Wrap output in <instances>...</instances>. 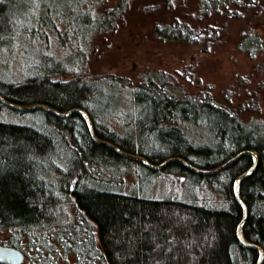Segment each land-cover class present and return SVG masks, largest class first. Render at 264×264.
<instances>
[{"label":"trees","instance_id":"trees-1","mask_svg":"<svg viewBox=\"0 0 264 264\" xmlns=\"http://www.w3.org/2000/svg\"><path fill=\"white\" fill-rule=\"evenodd\" d=\"M127 2L120 0L97 17L94 31L112 30ZM193 4L189 14H195L201 23L192 25L175 18L156 25L154 34L166 41H211L215 25H219L217 17L224 25L240 20L246 23L240 32V49L251 57L264 51V32L254 23L264 16V0H196ZM10 15L8 4L0 2V49L15 30ZM49 26L63 40L57 26L52 22ZM52 71L53 67L17 82L0 81V108H12L4 99L21 105L46 104L60 112L83 108L93 121L96 136L78 112L60 115L43 108L31 110L44 114L52 125L48 129L0 119V243L21 248L25 261L33 249L41 264L54 262L57 256L65 259L70 253L77 256L74 264L258 263L260 250L245 245L238 234L245 207L235 188L237 178L254 165L257 156L255 168L240 181L239 193L247 206L244 236L264 252V117L243 116L245 110L259 108L258 102L252 99L236 108L216 101L211 94L177 96L149 79L138 84L134 97L147 105L150 116L133 133L119 136L97 123L89 107L97 92L91 81L78 75L65 79L63 69ZM258 92L264 97V79L255 90ZM187 124L206 127L216 141H193L183 128ZM66 130L71 138L70 158L63 168L49 157L63 142L56 133ZM151 134L170 145L169 149L150 147ZM99 139L143 155L154 164L170 157L180 160L153 169ZM244 150L254 151L255 156L245 153L216 172H198L187 165L213 169ZM111 162H136L149 171L163 170L210 184L222 201L209 206L175 197L151 198L88 181L95 165ZM3 234L7 237L2 241ZM56 240L62 241V253L53 246ZM0 264L12 263L0 260Z\"/></svg>","mask_w":264,"mask_h":264},{"label":"rangeland","instance_id":"rangeland-1","mask_svg":"<svg viewBox=\"0 0 264 264\" xmlns=\"http://www.w3.org/2000/svg\"><path fill=\"white\" fill-rule=\"evenodd\" d=\"M119 1L0 0L10 7L15 27L7 45L0 49V81L17 82L52 67V72L65 70V79L75 75L88 79L97 91L89 103L97 123L119 136L133 133L150 116L147 105L134 97L138 84L149 79L171 94H211L216 101L236 108L254 99L259 108L244 109L243 116L264 117L263 93H255L264 79V51L251 57L240 49L244 21L229 20L224 25L217 17L219 25H215L216 35L211 41H166L154 34L155 26L175 18L192 25L201 23L195 14H189L196 0H128L112 30L94 31V20ZM51 22L60 30L63 40L59 31L50 28ZM254 23L260 24L257 29L264 32V16ZM59 76L60 73L55 78ZM0 119L52 128L40 111L1 107ZM183 128L195 142L216 141L206 127L187 124ZM60 137L63 142L49 160L64 168L70 158L71 138L67 130L56 133L58 141ZM147 141L156 150L166 151L170 147L154 134ZM88 181L125 193L175 197L209 206L221 203L223 198L210 184H198L192 178L163 170L149 171L136 162L95 165ZM6 237L3 234L2 241ZM54 242L53 246L63 251L62 241ZM30 255L25 264H41L33 249ZM76 257L70 253L65 259L57 256L54 262L48 260L45 264H74ZM238 259L241 261L240 255Z\"/></svg>","mask_w":264,"mask_h":264},{"label":"water","instance_id":"water-1","mask_svg":"<svg viewBox=\"0 0 264 264\" xmlns=\"http://www.w3.org/2000/svg\"><path fill=\"white\" fill-rule=\"evenodd\" d=\"M2 99H4V98L2 97ZM4 102H5V104H7L8 106H10L12 108L21 109V110H34V109H37V108H43V109L52 111V112L57 113V114H60V115H69V114H71L73 112L81 113L84 116V118L87 120L92 134L94 136H96L95 135V129H94L93 121H92L90 115L88 114V112L85 109H83V108H79L78 107V108H73V109H71V110H69L67 112H60V111H58V110H56V109H54V108H52V107H50V106H48L46 104L36 103V104H32V105H21V104L11 103V102H9L6 99H4ZM100 141L102 143H104V144H108L109 146H111L112 148H114L118 153H120V154H122V155H124L126 157L132 158V159H137V160L143 162L144 164H146L147 166H149V167H151L153 169L163 168L168 162H170L172 160H180L179 158L170 157V158L166 159L162 163L154 164V163L150 162L143 155L133 154V153L126 152L123 149H121L120 147H118L117 145H115V144H113L111 142H108V141H102V140H100ZM245 153H250V154H253L255 156L254 151H252V150H244V151L239 152L237 155L233 156L229 160H227V161L223 162L222 164L218 165L217 167H215L213 169H208V170H204V169L195 167V166H193L190 163H187V165L191 169H193L195 171H198V172H206V173L216 172V171H218V170H220V169L228 166L229 164L233 163L234 161H236L238 158H240ZM257 162H258V157L256 156L254 165H252L247 171H245L244 173H242L237 178L235 188H236V193H237V196H238L240 202H242L243 205H244V207H245V217H244V220L240 224V227H239V233H238L239 234V237H240V239L242 240V242L245 245L252 246V247H256V248H258L260 250V256H259V260H258V263L257 264H261V262L263 260V255H264L263 249L258 244L248 241L245 238L244 233H243V223L245 221V218L247 217V206L242 201V199L240 197V193H239V184H240L241 179L245 175H247L248 173H250V171L252 169L255 168ZM25 259H26V254H25V252L21 248L16 247V246H13V245H8V244L0 243V260H3V261L8 262V263H12V264H21V263H23L25 261Z\"/></svg>","mask_w":264,"mask_h":264}]
</instances>
